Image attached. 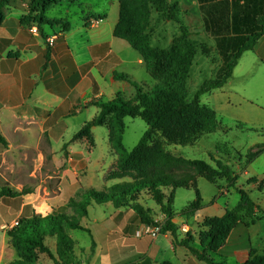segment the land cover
Returning <instances> with one entry per match:
<instances>
[{"label": "crops", "instance_id": "obj_1", "mask_svg": "<svg viewBox=\"0 0 264 264\" xmlns=\"http://www.w3.org/2000/svg\"><path fill=\"white\" fill-rule=\"evenodd\" d=\"M121 1L78 0L73 4L55 6L46 17L50 22L61 24H55L54 28L44 25L38 35L30 32L31 25L21 22L29 13V0H13L1 9L0 135L5 144L0 142V192L4 187L18 193L23 190L31 192L0 199V264H10L15 260V250L8 245L7 230L21 215L47 216L62 212L67 210L69 201L76 197L81 187L95 189L93 178L85 179L92 168V154L96 151L101 127H93L88 135H81V132L100 114L98 103L117 98L128 101L135 97L132 85L115 79V74L126 75L138 83H142L138 81L139 76L149 78L151 83L155 82L147 69L144 55L114 36L120 18ZM172 1L182 9L179 21L183 27L193 37L211 40L218 54L217 41L244 37L233 28L235 16L242 27V20L248 17L249 9L260 12L264 9V0H250V4L245 0ZM84 8L88 10L87 13ZM94 8L102 10L94 11ZM52 12L53 16L50 15ZM62 23L69 26L67 31L63 30ZM179 32L180 28L177 27L176 33ZM165 35L163 38L169 41L175 36L172 32ZM53 36L56 40L51 47L47 39ZM262 88L264 34L253 50L242 55L232 77L219 89L221 91L213 93L209 99L214 104V108L210 106V109L214 111L218 125L219 118L231 113L246 128L253 117L245 113V110L253 109L251 93L254 89ZM103 127L107 130L108 150L103 154V160L97 162L99 166L96 169L100 173V182H97L100 183L99 187L110 189L117 182L120 183V180H107L106 177L113 164H117L118 156L110 143V129L108 126ZM262 137V142L255 144L250 152L264 145V135ZM262 159L264 152L247 162L246 167L242 162L237 163L234 166L233 184L228 182L227 187L219 186L217 196L210 198L208 204H205V196L198 188L203 208L191 220L179 215L173 219L178 229V241L186 239L180 228L188 224L192 236L188 238L191 240L190 245H200L198 250L204 251L200 241L201 234L208 231L204 224L222 219L227 210L234 209L241 201L238 190L248 192L264 212V204L252 197L254 192L263 193L264 188H256L264 184V174L259 179L250 176L251 166ZM104 160H109L105 166L102 165ZM82 172L85 173L81 175ZM240 175L246 179V188L237 185ZM220 190L224 192L220 193ZM163 191L166 195L171 193V189ZM231 191L239 196L234 208L229 206L228 200L223 203L218 200L230 196L233 193ZM139 199L143 205L145 201L141 196ZM149 200H152L150 196ZM90 207L95 213H100L93 222L96 223V229L108 237L107 251L111 253L118 246L125 252L130 248L131 252L137 254V259L129 262L131 264H147V261L151 264H174L169 258L170 254L180 264L202 262L188 248L175 246L171 233L136 239V233L146 226L133 209H115L110 203L97 205L95 202ZM152 212L155 221H164L159 206L157 211ZM262 224L264 221L253 225L239 223L229 234L225 247L210 253L211 258L226 264H247L251 260V253L260 254L264 249ZM89 230L93 232L92 228ZM131 235L136 241L128 246ZM96 245L94 258L98 255L97 242ZM101 264H112V259Z\"/></svg>", "mask_w": 264, "mask_h": 264}, {"label": "trees", "instance_id": "obj_2", "mask_svg": "<svg viewBox=\"0 0 264 264\" xmlns=\"http://www.w3.org/2000/svg\"><path fill=\"white\" fill-rule=\"evenodd\" d=\"M12 1L0 0V15L2 7ZM76 1L78 0H29V13L21 22L26 25L36 24L39 30L50 23L61 24L48 21L46 17L48 11L60 4H73ZM245 1L250 4V0ZM152 4L158 5L159 0H122L120 18L114 36L144 55L147 69L157 84L149 88L126 75L115 74V79L127 81L132 85L135 97L128 101L117 98L110 102L98 103L101 108L100 114L81 132V135H88L93 127L108 126L110 143L118 155V161L116 168L107 175V180H122V182L106 191L81 187L76 197L68 204V207L75 212L74 215L33 214L31 217L20 219L18 225L7 232L8 245L16 253L38 250L42 254H47L54 264H84L76 254V242L68 234V230H88L81 225V219L88 218L92 202L97 205L110 203L115 209L135 210L145 226L159 228L161 235L171 233L175 246L188 248L194 257L206 264H226L216 262L211 258L210 253H216L225 247L229 234L239 223L253 225L263 219L264 215L260 216L258 213L261 208L252 200L250 194L238 190L241 195L240 203L234 209L227 210L222 219L210 220L204 224V228H208V231L201 234L200 241L204 251L190 245L191 240L188 238L192 237L191 231L186 235V239L179 242L178 229L173 219L180 215L186 220H191L203 208V199L197 185L198 179L203 178L216 184L219 179L226 178L231 185L234 179L231 178L228 165L217 160L214 154H211V158L216 167L205 161L176 156L166 149L163 142L153 138L152 135L153 128L159 127L171 114L196 117L193 124L183 125L181 144L184 146H192L194 139L216 131L218 123L214 111L211 109L203 111L205 114L200 116L201 98L223 88L232 77L242 55L254 49L264 34V9L261 12L257 9H249L248 17L242 20V27L238 25L237 17H234L233 28L244 37L217 41L219 54L224 61L220 74L216 79L204 82L193 100L188 102L186 85L196 57L195 44L189 39V32L182 28L181 37L174 40L170 48L166 50L153 48L148 33ZM62 27L64 31L69 29L65 23H62ZM127 117L140 118L148 126L131 152H127L123 145L126 129L124 119ZM0 142L5 144L1 135ZM262 152L264 150L258 154ZM257 155H248L249 162ZM164 189H171V193L166 195ZM179 189H193L196 198L185 210L176 214L173 206L175 193ZM30 192L23 190L18 193L4 187L0 192V199L5 196L26 195ZM142 192H146L161 208L164 221H155L151 216L152 210L140 204L139 198ZM49 238L56 239L55 253L46 245V240ZM95 246L94 241L91 247L92 253ZM10 264L25 263L22 259H18ZM147 264L151 262L147 261ZM247 264H264V258L255 257L253 252Z\"/></svg>", "mask_w": 264, "mask_h": 264}, {"label": "rangeland", "instance_id": "obj_3", "mask_svg": "<svg viewBox=\"0 0 264 264\" xmlns=\"http://www.w3.org/2000/svg\"><path fill=\"white\" fill-rule=\"evenodd\" d=\"M159 7H161V9H159ZM84 10L87 13L88 10L85 8ZM93 10L100 11L102 9L94 8ZM182 13V9L178 6V3L172 0H159L158 5H151V18L148 33L151 36V43L153 48L158 50H166L170 48L174 40L181 37L182 28L184 27L179 21V16L182 18ZM53 14L54 12H52L50 15L53 16ZM49 26L51 28L55 27L53 23H50ZM177 27L180 28L179 33H176ZM167 32H172L173 35H175L173 40L169 41L163 38L164 33H166L165 37L167 36ZM189 39L195 44L196 49L194 65L190 70L189 79L186 85V98L188 102H191L204 82L217 78V76L220 74L224 61L215 50L214 44L211 40L198 36L193 37L190 32ZM138 81L149 84H145L149 88L157 84L156 81V83H151V80L149 78L145 79L143 76H139ZM220 91L221 90L219 89L214 90L211 93L202 96L200 116L205 114V112L203 111L210 110V106L214 108V104L210 103L209 99H211L213 93L215 94ZM251 98L252 101L250 102H252V107L254 110L248 109L247 111L245 110V113H250V115H252L253 117L251 118V121L246 124V128L244 127V125L240 124L241 121H239L236 116L231 113H226L223 117L219 118L220 125L217 126L218 131L216 129L214 133L203 134L202 138L200 137V140L197 138L194 139L193 146H184L183 144H181V140L183 139V125L185 123L193 124V122L196 120V117L191 115L171 114L165 118L164 122L160 124L159 127L153 128L152 136L153 138L163 142L166 149L176 156H181L191 160L205 161L216 167L215 162L212 161L211 158V154H214L217 160H221L223 163L228 165V167L230 168L231 178H233L235 174L234 166L237 163L242 162L243 166L246 167L248 166L247 162H249L248 155L255 156L260 151L264 150L263 145L260 149L253 148L251 152L249 151L255 144L260 143L263 140L262 136L264 135V131L261 130L264 128V89H254V91H252L251 93ZM245 105L246 104H244L243 107H245ZM237 108L239 109V107ZM125 124L126 130L123 135V142L126 151L130 152L138 144L143 134L148 129V126L139 118H127L125 120ZM99 131L101 132L97 135V148L95 153L92 154V168L85 180H88L90 177H92L93 186L95 187V189L98 191H106L107 189L98 186L100 184V173L97 170L98 168L96 169V167L99 166V163L97 162L103 160V154L108 150L107 130L106 128L101 127L99 128ZM114 152L117 155L116 151ZM106 161L109 160H104L102 164L103 166L106 165ZM115 168L116 164H113L108 174ZM84 173L85 172H82L81 175H83ZM262 174H264V159L251 166L250 176L259 179ZM97 180H99V182H97ZM120 182H122V180H120ZM217 183L218 184H212L203 178L198 179V188L202 190L203 195L205 196V204H208L210 198H215L217 196L219 186L227 187L228 181L226 178H223L219 179ZM237 185L244 186V188H246V179L240 175ZM262 188H264V184H261L259 188L256 189L262 190ZM253 194L254 196L252 197H254L256 200L259 199L258 202L261 201V204H264V191L262 194H259L258 192H254ZM259 196H262V198H260ZM141 197L145 201L142 203L144 208L157 211L158 205L153 200H149V196L148 194H146V192H142ZM194 199L195 192L193 189L177 190L174 201L175 212L177 214H180ZM218 200L221 203L228 200L229 206H231V208H234L239 201V196L236 192H233L230 196H223L221 198H218ZM89 211L90 216L88 218H82L81 224L88 230L92 228V233H89L90 230H68V234L76 242L75 251L78 258L83 261L84 264H101L103 263V261L107 263L110 258L112 259V264H131L129 262L137 259V254L131 252L132 250H130V248L125 252V250H120L121 248L120 246H118L117 248L112 249V252L109 253L107 251V244L109 242L107 235L99 232L96 229V223L93 222L94 219L100 216V213H95V211L91 209V207L89 208ZM74 213L75 212L67 207V210L55 214L74 215ZM258 213L260 216L264 215L263 211H259ZM151 216H153V212ZM24 217V215H21L20 218L17 219V221L14 223V225L7 230V232L10 231L13 227L17 226L19 220ZM261 221H264V217ZM261 229H264V224H262ZM261 235L264 237V233L262 231ZM146 236L149 235H144L141 233V235L138 236V234L136 233V239ZM136 239L134 240V236L131 235L128 239V246H132ZM94 241L95 243H98V255L95 256V258L94 255L97 245L95 246L94 253H92L91 251L92 243ZM46 245L53 253H55V238L47 239ZM193 245V248L200 249V245L198 246L194 243ZM263 250L260 254H257L255 252V257L264 258ZM188 255L190 256V253ZM169 258L173 260L174 264H180L179 261L173 256V254H170ZM18 259H22L25 264H54L47 254H42L38 252V250L22 251V253L20 254L16 253L15 251V260ZM198 263L206 264L204 262Z\"/></svg>", "mask_w": 264, "mask_h": 264}, {"label": "built area", "instance_id": "obj_4", "mask_svg": "<svg viewBox=\"0 0 264 264\" xmlns=\"http://www.w3.org/2000/svg\"><path fill=\"white\" fill-rule=\"evenodd\" d=\"M29 30L34 35L39 34V27L36 24H32ZM55 40H56L55 36L48 38L47 39L48 45L53 47L55 45ZM223 192H224V190H220V193H223ZM190 231H191V227L188 224H183L182 227L180 228V232L184 236H186ZM141 233L144 235H149V236L155 238L158 235H160V229L159 228H153L150 226H146L142 231L137 232L138 236H140Z\"/></svg>", "mask_w": 264, "mask_h": 264}]
</instances>
